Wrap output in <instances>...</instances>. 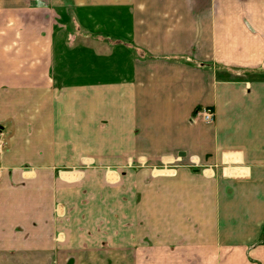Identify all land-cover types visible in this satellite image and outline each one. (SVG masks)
Here are the masks:
<instances>
[{"label": "crops", "instance_id": "1", "mask_svg": "<svg viewBox=\"0 0 264 264\" xmlns=\"http://www.w3.org/2000/svg\"><path fill=\"white\" fill-rule=\"evenodd\" d=\"M0 134V264H264V0H0Z\"/></svg>", "mask_w": 264, "mask_h": 264}, {"label": "built area", "instance_id": "2", "mask_svg": "<svg viewBox=\"0 0 264 264\" xmlns=\"http://www.w3.org/2000/svg\"><path fill=\"white\" fill-rule=\"evenodd\" d=\"M215 119V113L212 109H200L194 114V120H202L205 123H212ZM6 143L4 141V136L0 134V155L3 154L5 150Z\"/></svg>", "mask_w": 264, "mask_h": 264}]
</instances>
